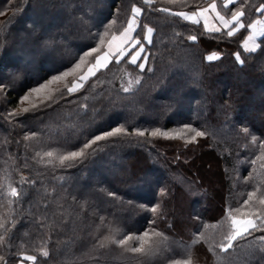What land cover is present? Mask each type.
I'll list each match as a JSON object with an SVG mask.
<instances>
[{
    "label": "trees",
    "instance_id": "trees-1",
    "mask_svg": "<svg viewBox=\"0 0 264 264\" xmlns=\"http://www.w3.org/2000/svg\"><path fill=\"white\" fill-rule=\"evenodd\" d=\"M212 1L156 0L153 8L191 12ZM216 3L227 17L240 7V0L230 10L222 1ZM260 3L264 0H248L245 23L262 16L255 11ZM132 4L143 9L141 26L134 33L144 45L142 57H148L143 72L127 64L125 57L119 66L109 64L69 95L64 85L78 80L102 47L76 73L50 86L61 89L63 96L56 93L43 104L42 96L22 101L96 47L97 33L113 19L117 23L112 32L118 34ZM153 8L142 0H0V184L10 178L23 192L20 203L12 206L15 246L0 253L8 264H18L22 241L23 252L37 256L36 264H171L187 258L182 245H191L200 232L218 242L229 208L240 207L257 188V196L264 193V161L251 163L260 156L259 143L264 141V35L258 40L260 47L249 52L244 42L251 29L228 37L222 26L218 33L206 31L204 21L194 25ZM145 24L154 29L151 43L144 39ZM189 35L198 39L190 41ZM212 52L220 59L207 61ZM237 53L243 63L236 60ZM136 76L141 78L139 85ZM129 82L131 90L124 92ZM32 103L38 107L32 109ZM23 107L30 111L8 116ZM121 126L129 135L97 141L85 157L65 166L58 161L46 166L33 158L37 151H78L96 135ZM185 126L206 135L192 140L194 133ZM157 128L169 135L151 136ZM137 129L145 136L131 134ZM33 132L34 139H24ZM253 135L256 144L251 142ZM21 175L36 183L21 185ZM157 205L160 216L150 211ZM8 211L0 206V215ZM109 224L129 234L155 227L169 238V249L150 259L122 256L114 245L94 250ZM44 241L47 258L39 251ZM261 247L241 241L228 253L217 250L213 255L201 241L192 253L194 264H221L226 258L232 264H264Z\"/></svg>",
    "mask_w": 264,
    "mask_h": 264
},
{
    "label": "snow or ice",
    "instance_id": "snow-or-ice-1",
    "mask_svg": "<svg viewBox=\"0 0 264 264\" xmlns=\"http://www.w3.org/2000/svg\"><path fill=\"white\" fill-rule=\"evenodd\" d=\"M163 3L166 4H186L187 0H163ZM236 0H225L223 8L225 10H230L229 6L234 5ZM142 4L148 6V8H153V5L156 4V0H142ZM249 7L248 0H240V7L236 8L235 11H230V19L226 18L224 15H221L217 11V4L215 2L209 4L208 7L199 8L191 12L186 11H172L168 7H156L153 8L154 11L163 12L172 16L180 17L185 21H190L194 25H199L201 23V18H203L204 23L203 27L206 31L221 32V27H214L209 29L207 13L212 11L215 13V18L220 22L223 29H227L226 35L228 37L234 36L241 29H251L252 35L248 36L244 42V48L249 52H255L257 48L260 47L259 44L255 43V37L257 35H264V20H254L248 23H245L243 18L245 17V8ZM255 11L264 15V3H260L258 6H255ZM143 9L136 4H132L130 10V16L126 20L125 24L118 31L112 32L113 27L116 25L117 21L113 19L109 24H107L102 33H97L98 41L96 47L91 48L88 51H85L83 55L79 57V60L75 65L69 70L62 72L59 75L52 76L46 83H42L39 87L33 88L30 93L25 95L22 98V101H29L30 97L35 95L36 97H41L40 104H43L46 100L51 101L56 93H59L63 96L61 89H52L50 86L53 83L65 81L67 77L73 75L77 70L81 69L83 65L88 63L87 58L93 57L95 53H101V48L104 47V51L101 54L95 55L94 62L88 65L87 71L80 75L78 80H73L71 86L67 84L64 87L67 89L69 95L78 92L81 88L84 87V84L96 75L97 72L102 69H108L109 64L115 63L117 66L121 64V61L125 57H129L125 62L129 65H135L140 72H143L146 67L148 60L147 56L142 57L144 52V45L141 39L137 35H133L136 32L137 28L140 25V17L142 15ZM258 26L259 29H258ZM146 35L144 37L149 43H151V34L154 29L149 27L147 24L143 25ZM111 34V38L109 34ZM179 35V33H177ZM190 41H196L198 37L196 35H189L187 37ZM252 42V47L249 48V42ZM45 43H48L47 41ZM130 54V55H129ZM205 59L209 62L216 61L220 59V55L217 52H212L207 55ZM138 60L142 62L137 63ZM236 60L243 63L240 58V54H236ZM150 70V69H149ZM17 79L19 77H16ZM140 77H135V84H140ZM124 92H129L131 90V82H129V87H123ZM32 109L38 107L36 103H32L30 106ZM30 111L29 107H23L17 109L15 112L9 113V117H15L21 113H27ZM185 129L188 132L194 133L192 140H196L197 137H203L206 135L205 131L197 130L190 126H185ZM185 129L180 130L177 135H181ZM243 132L248 135L249 130L247 127L243 129ZM132 135L138 137H144L145 131L135 130ZM151 136H168L166 132H161L159 128L152 130L149 133ZM118 135H129L127 129L123 126L112 129L111 131L104 132L103 135H96L93 139L84 143V145L78 151H69L66 154L57 155L53 151H37L35 153V158H39V162L45 164L46 166H55V162L58 161L60 166H65V162L75 161L78 158H83L86 155V150L91 148L97 143V141L104 140L108 137H115ZM37 136V133L33 132L31 135L26 134L25 140H32ZM251 142L253 144L257 143V137L252 136ZM260 156L255 160H252L251 163L255 165L257 160L264 161V141L259 143ZM48 158V159H45ZM26 166V165H25ZM261 167L264 168V164H261ZM6 184H0V206H6L9 211L5 215H0V253L4 249L13 247L15 234L13 233V228L15 227L16 221L13 219L12 206L13 204H18L23 199L22 189L17 186H13L10 178H7ZM19 183L23 184H35V180H29L28 178L21 175ZM260 189L257 188L255 191L249 192L247 199L243 201V204L238 208H229L224 219L221 221L222 226L226 228L219 233V241H215L210 234L206 232H200L198 236H195L191 245H182L184 250V255L186 259H173L171 264H194V254L192 253V247L195 244L204 241L208 243V250L217 255V250L219 253H228L230 249H234L239 242L248 241L249 247H253L255 244L264 245V234L255 236L254 233H264V193L257 196V192ZM247 209V211H245ZM150 211L157 216L162 215L159 212V205L152 207ZM240 214V215H238ZM101 223L104 222V217H100ZM152 225H155L156 220H152ZM107 227V234L103 236L102 239L98 240L97 244L93 246L94 250L100 248H109L114 245L116 248L121 250V255L131 253L140 257L150 259L158 255H162L164 252L169 249V238L161 231H157L155 227H150L149 229L144 230L140 234H129L124 232L121 228L114 225H105ZM205 229L208 228V225H204ZM216 228L215 225L212 226ZM249 238H252L249 240ZM211 241V242H210ZM24 242L22 241L19 245V250L17 252L18 264H24L25 261L32 262L36 264L37 256L29 255L23 252ZM260 251H264V247L259 248ZM40 254L47 258L49 256V251L47 249V241L43 242V247L39 249ZM219 260V257H218ZM0 264H8V260L4 254H0ZM221 264H232V261L225 259L221 261Z\"/></svg>",
    "mask_w": 264,
    "mask_h": 264
},
{
    "label": "crops",
    "instance_id": "crops-1",
    "mask_svg": "<svg viewBox=\"0 0 264 264\" xmlns=\"http://www.w3.org/2000/svg\"><path fill=\"white\" fill-rule=\"evenodd\" d=\"M220 1H222V3L224 4L225 3V0H220ZM237 1V0H236ZM213 2H215L216 3V0H213L211 3H213ZM210 3V4H211ZM217 4V3H216ZM209 6V5H208ZM207 6V7H208ZM205 8V7H204ZM217 11L218 12H220L219 11V9H218V5H217ZM186 12H189V11H186ZM220 14L221 15H223L221 12H220ZM225 16V15H224ZM226 18H229L230 19V16L229 17H227V16H225ZM207 18H208V24H209V28H214V27H220L221 26V24H220V22L215 18V13H213L212 11H209L208 13H207ZM257 19H260V20H264V15H262L261 17H259V18H257ZM256 19V20H257ZM201 21H204L203 20V18H201ZM259 27L260 26H258V29H259ZM133 35H134V33H133ZM250 35H252V30L250 31V34L248 35V36H250ZM262 35H257L256 37H255V43L256 44H258V40H259V38L261 37ZM247 39V38H246ZM253 45H252V42L250 41L249 42V48H251ZM142 55V54H141Z\"/></svg>",
    "mask_w": 264,
    "mask_h": 264
},
{
    "label": "rangeland",
    "instance_id": "rangeland-1",
    "mask_svg": "<svg viewBox=\"0 0 264 264\" xmlns=\"http://www.w3.org/2000/svg\"><path fill=\"white\" fill-rule=\"evenodd\" d=\"M67 21V20H66ZM68 22H70V20H68ZM29 262V261H28ZM29 264H32V262H29Z\"/></svg>",
    "mask_w": 264,
    "mask_h": 264
}]
</instances>
